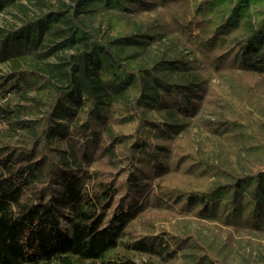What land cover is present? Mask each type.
Returning <instances> with one entry per match:
<instances>
[{
  "label": "trees",
  "instance_id": "obj_1",
  "mask_svg": "<svg viewBox=\"0 0 264 264\" xmlns=\"http://www.w3.org/2000/svg\"><path fill=\"white\" fill-rule=\"evenodd\" d=\"M0 62V264L217 263L166 216L264 236V0H0Z\"/></svg>",
  "mask_w": 264,
  "mask_h": 264
},
{
  "label": "rangeland",
  "instance_id": "obj_2",
  "mask_svg": "<svg viewBox=\"0 0 264 264\" xmlns=\"http://www.w3.org/2000/svg\"><path fill=\"white\" fill-rule=\"evenodd\" d=\"M7 68V63L0 62V73L5 72ZM205 115L213 117L209 113H205ZM190 128L195 144L206 147L209 142L214 159L222 161L229 158L228 144L223 142L217 134L197 124L196 121L190 125ZM156 226L154 233L163 229L170 230L172 226H175V231L179 235L191 233L203 238L216 256V264H264V236L257 232L236 230L217 221L192 215H182L177 218L166 216ZM140 232L146 231L140 226ZM129 252H131L130 255L135 264L141 261H145L147 264H183L191 257V248L186 247L179 252L176 259L163 261L155 256L150 258L146 254L127 251L122 242L118 247L109 250L104 258L94 261L84 260L79 264H108V259L117 258V256L126 255Z\"/></svg>",
  "mask_w": 264,
  "mask_h": 264
}]
</instances>
